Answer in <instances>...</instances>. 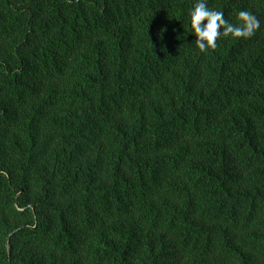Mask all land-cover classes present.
<instances>
[{
    "label": "trees",
    "instance_id": "1",
    "mask_svg": "<svg viewBox=\"0 0 264 264\" xmlns=\"http://www.w3.org/2000/svg\"><path fill=\"white\" fill-rule=\"evenodd\" d=\"M194 3L0 0V264H264V0Z\"/></svg>",
    "mask_w": 264,
    "mask_h": 264
},
{
    "label": "clouds",
    "instance_id": "2",
    "mask_svg": "<svg viewBox=\"0 0 264 264\" xmlns=\"http://www.w3.org/2000/svg\"><path fill=\"white\" fill-rule=\"evenodd\" d=\"M237 23L225 19L223 11L209 8L207 0H195L190 10V24L195 33V45L201 52L217 48V39L222 36L248 38L260 28V20L248 10L236 13ZM202 21L206 23L202 24Z\"/></svg>",
    "mask_w": 264,
    "mask_h": 264
}]
</instances>
